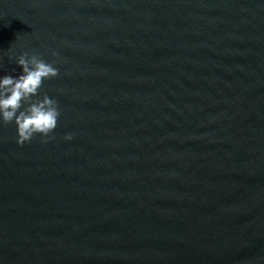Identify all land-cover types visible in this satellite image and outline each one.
Returning <instances> with one entry per match:
<instances>
[{
  "label": "water",
  "instance_id": "obj_1",
  "mask_svg": "<svg viewBox=\"0 0 264 264\" xmlns=\"http://www.w3.org/2000/svg\"><path fill=\"white\" fill-rule=\"evenodd\" d=\"M23 52L61 114L0 124V264H264V0H0Z\"/></svg>",
  "mask_w": 264,
  "mask_h": 264
},
{
  "label": "clouds",
  "instance_id": "obj_2",
  "mask_svg": "<svg viewBox=\"0 0 264 264\" xmlns=\"http://www.w3.org/2000/svg\"><path fill=\"white\" fill-rule=\"evenodd\" d=\"M53 56L57 54L52 53ZM56 63L45 62L38 54L23 52L16 58V64L22 68L18 77L5 75L0 78V124L12 122L17 126V143L30 142L37 134L47 137L57 127L60 109L55 99L45 93L40 98V90L45 80L55 78L59 70ZM71 140V134L65 136ZM42 142L47 143V139Z\"/></svg>",
  "mask_w": 264,
  "mask_h": 264
}]
</instances>
